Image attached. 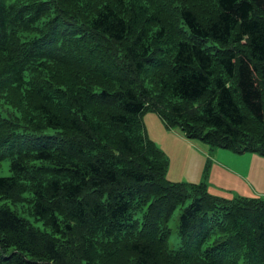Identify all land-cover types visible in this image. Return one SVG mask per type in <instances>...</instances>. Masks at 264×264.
I'll list each match as a JSON object with an SVG mask.
<instances>
[{
    "label": "trees",
    "instance_id": "1",
    "mask_svg": "<svg viewBox=\"0 0 264 264\" xmlns=\"http://www.w3.org/2000/svg\"><path fill=\"white\" fill-rule=\"evenodd\" d=\"M0 101V264H264V197L170 182L144 122L264 156V0H0Z\"/></svg>",
    "mask_w": 264,
    "mask_h": 264
},
{
    "label": "rangeland",
    "instance_id": "2",
    "mask_svg": "<svg viewBox=\"0 0 264 264\" xmlns=\"http://www.w3.org/2000/svg\"><path fill=\"white\" fill-rule=\"evenodd\" d=\"M11 113V114H10ZM14 110L0 101V115L8 117ZM149 137L168 160L167 179L174 183L204 184L213 196L234 199L264 197V156L239 155L230 150L212 148L204 143L182 137L177 129H168L155 113L144 119ZM169 130V131H167ZM8 167L0 176L8 175ZM178 212L170 226L171 247L178 249Z\"/></svg>",
    "mask_w": 264,
    "mask_h": 264
}]
</instances>
